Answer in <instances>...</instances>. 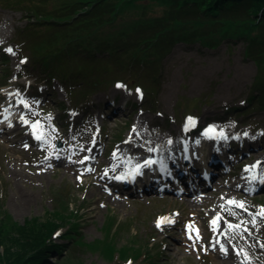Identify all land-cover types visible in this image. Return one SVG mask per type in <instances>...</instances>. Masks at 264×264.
<instances>
[{
	"label": "rangeland",
	"instance_id": "rangeland-1",
	"mask_svg": "<svg viewBox=\"0 0 264 264\" xmlns=\"http://www.w3.org/2000/svg\"><path fill=\"white\" fill-rule=\"evenodd\" d=\"M24 23L21 13L0 7V44L12 50L7 49V64L0 61V78L4 79V69L11 70L5 76L7 85L0 80V89L22 88L28 105L23 113L36 123L42 139L27 140L28 128H3L0 124V220L18 224L33 218L48 221L65 198L70 211L78 215L72 219L77 222L75 238L81 241L78 244L66 234L62 236L68 228L58 232L57 242L68 244L72 257L68 256L65 264H127L128 259L117 255L114 260L105 256L104 248L94 251L89 246L109 239L119 250L129 245L150 253L148 259L145 255L128 264H264V216L260 215L264 193H251L243 182L251 174L252 160L264 158V110L227 113L232 106L247 105L249 85L255 77L256 64L246 58L245 44L223 42L215 49L198 43L175 44L162 59L151 100L131 86L112 85L88 95L79 92L72 100L56 79L46 82L38 75L21 77L25 63L13 46L15 31ZM124 97L135 106L111 113V99L116 98V105H120ZM6 98V94L0 95V103ZM7 111L6 107L0 110L2 114ZM180 113L184 117L176 121ZM189 115H197L199 127L213 125L220 132L222 150L227 152L231 146L235 151L226 155L233 156L234 163L211 192L194 201L190 197L189 202L179 188L130 194L105 184L102 175L107 174L109 153L120 151L123 144H137L134 157L142 156L144 148L178 151L181 145L193 147L203 132L184 135ZM92 140L99 144L87 147ZM250 143L252 147L247 149ZM86 168L96 171L82 173ZM198 200L200 205L195 203ZM225 200L243 202V207L225 206ZM217 202L216 216L223 217L228 227H237L223 229L224 247L212 249L213 242L220 241L210 213ZM161 217L174 222L158 227ZM111 223L115 227L109 232ZM197 230L200 234L195 235ZM221 248L230 253L222 254ZM51 256L52 264L59 263L58 255Z\"/></svg>",
	"mask_w": 264,
	"mask_h": 264
},
{
	"label": "trees",
	"instance_id": "trees-1",
	"mask_svg": "<svg viewBox=\"0 0 264 264\" xmlns=\"http://www.w3.org/2000/svg\"><path fill=\"white\" fill-rule=\"evenodd\" d=\"M0 5L21 11L26 20L16 38L31 69L47 79L57 77L69 94L127 82L143 87L151 99L162 59L175 44L215 49L223 42H242L246 58L257 67L247 106L264 110V0H0ZM77 216L63 198L48 221L33 218L18 224L3 218L0 264H52V253L61 258L53 264H65L69 245L52 238L67 227V237L81 243L72 219ZM114 227L111 223L109 232ZM112 241L89 246L94 251L104 248L110 258L117 252L123 259L149 258V252L129 245L119 250Z\"/></svg>",
	"mask_w": 264,
	"mask_h": 264
},
{
	"label": "snow or ice",
	"instance_id": "snow-or-ice-1",
	"mask_svg": "<svg viewBox=\"0 0 264 264\" xmlns=\"http://www.w3.org/2000/svg\"><path fill=\"white\" fill-rule=\"evenodd\" d=\"M8 51H12V50H11V49H8ZM117 87H125V86H124V85H121V84H118ZM137 92L140 93V95H141V97H142L143 94H142V92H140L139 89H137ZM187 119H188V124H189V125H193V124L195 123V120H194L193 117H188ZM214 131H215L214 127H213V128H209V129L206 131V134H207V133H210V132H214ZM245 135H247V133H245ZM170 142H171V141H169V143H170ZM85 159H87V157H86ZM146 163H151V161L146 162ZM259 164H260V162H257L256 165L249 166V169H248V170H251V168H254V167L259 166ZM138 168H139V166H138ZM117 178H123V177H117ZM228 203H229V204H238L239 207H243V202H236V201H234V200H229ZM260 215L264 216V211H261ZM218 219H219V217H217L216 219H214V220L212 221V223L215 224V223H216V220H218ZM172 222H174V221H172L170 218H167V217H161V218L158 220L157 226L160 227L162 223H172ZM189 227H191V226H189ZM229 227H237V226L229 225ZM197 233H198V230H197Z\"/></svg>",
	"mask_w": 264,
	"mask_h": 264
},
{
	"label": "bare ground",
	"instance_id": "bare-ground-1",
	"mask_svg": "<svg viewBox=\"0 0 264 264\" xmlns=\"http://www.w3.org/2000/svg\"><path fill=\"white\" fill-rule=\"evenodd\" d=\"M4 136H5V135H4ZM4 136L2 135L1 138H4ZM6 138L9 139V137H6ZM1 144H2V143H1ZM136 145H137V144H136ZM136 145H134L133 147H130V146L126 145V144H123V147H121L120 150L123 151V150H127V149H128V150H130V152H131V151H134V150H136V149L139 148V147L136 146ZM227 195L230 196L229 194H227ZM225 196H226V195H225ZM226 197H227V196H226ZM199 203H200V201H196V204H197V205H200ZM218 206H220V204L217 202L215 208L210 212L211 215L214 213V210H215ZM217 223H218L219 227H221V228H223V226L225 225L224 222H222V221H218ZM217 246H218V245L215 244V247H217Z\"/></svg>",
	"mask_w": 264,
	"mask_h": 264
}]
</instances>
